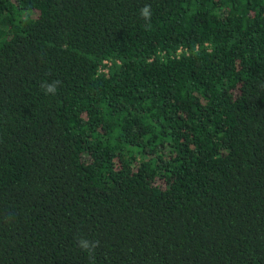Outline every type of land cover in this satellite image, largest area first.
<instances>
[{"label": "trees", "instance_id": "1", "mask_svg": "<svg viewBox=\"0 0 264 264\" xmlns=\"http://www.w3.org/2000/svg\"><path fill=\"white\" fill-rule=\"evenodd\" d=\"M0 264H264V0H0Z\"/></svg>", "mask_w": 264, "mask_h": 264}]
</instances>
